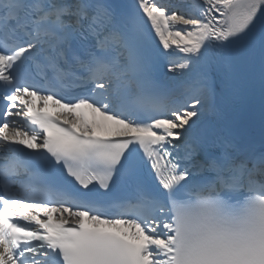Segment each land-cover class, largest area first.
<instances>
[{
    "label": "snow or ice",
    "instance_id": "obj_1",
    "mask_svg": "<svg viewBox=\"0 0 264 264\" xmlns=\"http://www.w3.org/2000/svg\"><path fill=\"white\" fill-rule=\"evenodd\" d=\"M0 264H264V0H0Z\"/></svg>",
    "mask_w": 264,
    "mask_h": 264
},
{
    "label": "clouds",
    "instance_id": "obj_2",
    "mask_svg": "<svg viewBox=\"0 0 264 264\" xmlns=\"http://www.w3.org/2000/svg\"><path fill=\"white\" fill-rule=\"evenodd\" d=\"M180 205L181 210L193 217H202L207 215H215L221 217H227V209H215L208 207L203 200L200 199H189L184 201H177Z\"/></svg>",
    "mask_w": 264,
    "mask_h": 264
}]
</instances>
